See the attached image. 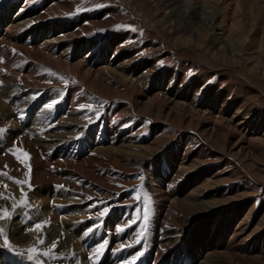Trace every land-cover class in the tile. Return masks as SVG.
Segmentation results:
<instances>
[{"label":"rangeland","instance_id":"rangeland-1","mask_svg":"<svg viewBox=\"0 0 264 264\" xmlns=\"http://www.w3.org/2000/svg\"><path fill=\"white\" fill-rule=\"evenodd\" d=\"M1 1L10 5L13 0ZM20 1L49 11L51 23H72L82 30V40L95 43L94 48L103 49L110 40L121 41L122 48L116 55L131 51L133 63L149 61L148 74L152 76L142 75L149 82L145 87L136 82L137 92L129 83L137 81L139 74H124L122 79L100 76L106 89L95 90L90 85L92 77L87 84L78 75L57 69L47 58L38 57L30 63L24 56L14 63L18 69L33 64L47 83L22 107L28 111V127L39 128L45 135L61 132L68 140L53 145L34 134L41 155H33L23 146L13 148L17 149L16 155L27 152L31 170L39 167L55 179L58 176V180L63 173L75 174L65 170L64 165L71 163L53 156L54 149L78 157L76 164L85 158L94 164H84L89 172L75 176L74 183L81 185L68 196L66 192H51L46 182L37 183L29 167L17 160L22 171L7 173L28 183L17 185L0 176V193L11 197L0 198V207L11 211L12 198L19 201L22 193L27 194L31 206L17 209L21 214L5 221L18 222L25 231L38 222L47 224L42 230L25 232L26 237H33L32 241L16 244L9 238L13 250H0L16 256L18 261L24 259L25 264H34L28 259V249L36 247L42 253L51 248L53 241L57 242L52 250L54 258L41 255L42 264H126L133 257V264H146L144 258L148 264H155L153 257L158 253V262L167 259L169 264H264V55L261 57L248 40L236 54L237 60L230 62L215 59L210 41L199 47L185 44L183 26L175 31L173 20L161 22L158 17L163 0H63L66 6L57 0ZM53 4L60 7L58 13L50 10ZM81 5L86 10L77 12ZM236 15L241 21L239 13ZM3 46L0 55L12 57ZM92 55L89 52L86 59L91 61ZM79 57L84 60L85 56ZM247 58H261L263 66L254 69ZM49 70L67 78L68 85L49 75ZM160 75H168L166 81H160ZM182 91L186 92L184 100L179 99ZM170 95H176L182 105L171 104L168 100L172 97L167 99ZM53 100L58 103L48 109L46 105ZM66 101L72 104L70 109L64 107ZM81 104H91L93 110L80 109ZM2 123L0 149L9 152L5 129L11 128L17 134L18 126L7 128ZM99 147L106 150L99 152ZM110 148L115 150L112 155L108 153ZM10 155L15 156L12 152ZM139 188L150 195L151 205L146 233L137 242L144 224L142 193L136 191ZM57 205L72 216L83 211L74 216L81 219L70 221V231L64 232L66 227L60 230V221L45 218L44 210L57 218L63 215L54 210ZM105 207L109 211L101 217L99 213ZM155 220L162 231H157ZM120 228L124 231H118ZM79 230L85 231L88 239L79 236L80 242L87 240V246L78 253L74 233ZM105 241L104 252L93 255ZM208 244L211 247L204 251ZM194 245L199 249L194 250Z\"/></svg>","mask_w":264,"mask_h":264},{"label":"bare ground","instance_id":"bare-ground-1","mask_svg":"<svg viewBox=\"0 0 264 264\" xmlns=\"http://www.w3.org/2000/svg\"><path fill=\"white\" fill-rule=\"evenodd\" d=\"M57 1L63 3L64 6L67 5V2H64L63 0ZM1 2L0 46L4 45L2 47L3 49H6L5 47H7L6 50H8L9 53H12L13 55L12 57L8 56L7 58L6 56L4 57V55H0V126L3 125L2 121L4 122V125L7 126V128L11 125L18 126L17 134H15L14 131L11 130V128L5 129V143L6 145H8V147L11 146V150L13 148L19 149L23 146V148L25 147L26 149H28V151L33 155H41V151L37 149V140H35L34 137L40 138V136H42V139H44L48 143H53V145L57 143V145H62L63 142L68 141L66 140L65 135L60 134L61 132L45 135L42 132L43 130L41 131V129L39 128L30 126L28 127L26 122L28 111L23 110L22 107L26 105L30 98L33 99L37 96V89L40 88V86L46 85L47 83L43 78L45 76L38 73L36 71V67H34L33 64L31 66H27L26 69H18L17 67H14V63L24 59V56H27L26 60H30V63L33 61L32 59H37L38 57L39 59H41L40 57H42L43 59L47 58L51 63L53 62L55 64L57 69L68 74L78 75V77L84 80L87 84L89 83V80L87 79H89V77L91 79L92 77L93 79L90 85H93L95 90H102V88L106 89L99 81L100 78L98 77L100 76H110L112 79H122V77L124 78V76H122L124 74H139L137 81H135L134 83H129L133 92H137L138 83H142L143 87L148 85L149 81H146L145 78H147V76L149 75V61L133 63V61H130V54L132 53L131 51H129L130 53L122 52L120 54L123 55L119 54L120 57L117 56L116 53L119 52L122 48L121 41L110 40L105 45V48H94L95 43H90L89 41L82 40V30L76 29L75 25H73L72 23H51L49 20L51 19L49 11H44L43 9H39L33 5H27L25 3H22V1L20 0H13L12 2H10V5L3 4V2ZM147 2L150 3V0H147ZM162 3L163 6L161 7V12L159 13L158 17L161 18V22H165L166 20H173L174 27H172V29L175 31L181 28L179 26H183L186 38L181 40L185 44L192 43L193 45H197V47H199L203 42L210 41L214 44L213 56H215V59L217 58L222 61L230 62L237 60L236 54L238 55L241 52L242 45H244L245 40H248V42L252 45V48L256 49V51L260 53L261 57L262 55H264V0H163ZM230 6H232V9ZM49 8L50 10L51 8L54 9L56 12L58 10L60 11V7L54 4ZM230 10L231 13L233 11L232 16L230 14ZM238 13L241 19V21L239 22L238 20H236V14ZM234 15H236V18L234 17ZM230 16L231 22L229 20ZM228 20L229 23H231L230 26H227ZM73 30H76L75 33L72 32ZM98 51H100V55H97ZM89 52L90 54H93L92 56H94L91 61L86 59ZM79 56H85L84 60H81ZM74 60L76 61V63L73 64L72 62ZM263 60L264 59H262V61ZM247 61H249V63L253 65L252 67L254 69L257 66L260 67L264 65V61L261 62V58H247ZM142 75L145 76V78L142 77ZM165 76L160 75L158 79H160V81H164L166 79L164 78ZM169 84L171 83L168 82L167 85ZM156 85L157 84L154 85L155 88ZM168 88L169 86L166 88V90ZM178 88L179 91L180 89H182L180 85H178ZM178 90L176 91V93L179 92ZM182 92V96L179 97V99L185 97L186 92ZM23 96H26V98H22ZM170 98L172 100L168 101H171L170 103L174 106L182 105L176 95L175 97L173 95H170V97L167 99ZM195 103L196 101H194L192 104L195 105ZM39 106L40 105H38V107ZM71 106L72 104H70L68 101L65 102L64 107L70 109ZM115 136H117V133ZM27 141H29V143H27ZM114 143L115 142H113V144ZM7 150L5 152L0 149V172H10V170H12L11 173H13L14 170H16V172H21L22 170H20V166L17 164V159L15 160L16 155L13 158L10 155L12 151L9 149L10 151L8 152ZM98 150L99 152L103 153L106 148L101 149L99 147ZM114 151V149L110 148L108 153L112 155ZM57 152L58 150L54 149L53 156L59 158V160L63 159V162L71 163L64 165L67 166V169L65 170L69 171L70 173H74L75 176L77 174L83 176L87 175L89 170L88 168H86V166L91 167L92 163L94 164L93 160H90L88 158L79 160L76 164L75 162L77 161L74 160L78 157H72L71 155H69V153L60 154ZM44 154L48 155L49 152H45ZM5 165H7V167H5ZM52 167L53 166L49 168L53 169ZM38 168H32L31 174L33 178L39 180L37 183H39L40 181H42V183L46 182L49 190L56 193L57 195L66 192V194L70 196L74 193L71 192L72 189L76 190L81 185L80 183H74V181L76 180L75 176H70L69 174L65 175L63 173L62 175H60V180H58V176L55 179L54 176L46 174L44 173L46 171L42 172ZM49 172H51V170ZM86 182L87 180L85 179L84 183ZM58 185H63V189L57 188ZM150 186H152L153 188V185ZM61 207L62 206L57 205L54 208V210H60L63 212V215L61 217L57 218L54 215H50L48 213V210H44V215L45 218L49 217V221H51L53 218L55 222L60 221L61 224L57 226L60 228V230H63L66 227L64 229V232H67L68 229V231H70V227L72 228V226L70 225V221L76 222L81 219L75 217H78V214L83 213V211L78 212L77 215L76 213H74L73 216L69 213L71 215V217L69 218L70 220L66 221L70 215L67 213V210H62L66 208L62 207V209H60ZM64 215L67 218L63 219ZM159 217L160 214H157L156 219L158 220ZM157 220L154 221V225L158 228L157 231H162L163 228L158 225L159 223L156 222ZM0 228L5 229L9 238L11 239V242L13 243L26 244L28 239L30 241L33 240V237H31V235L27 237L25 236V228L18 222L9 223L5 220L0 221ZM157 231L153 232L154 235L157 233ZM74 235L76 239V242L74 243L75 250H77L78 253L79 251L83 252L82 249L87 246V240H85L84 242H80L79 236H84L85 239H88L86 236V232L83 230H79L76 231ZM1 239L3 238L0 237V249L2 248L1 244L3 242L1 241ZM156 243L157 242L154 239V245H156ZM191 247H193V245H191ZM210 247V244H208L204 251H207V248ZM196 249L199 248L197 245H194V250ZM158 255L156 254L154 255L155 257H153L152 254H150L149 256L155 258V264H169L167 259L158 262ZM144 259L145 263L148 264L147 259ZM0 264H25V262L24 259H20L18 261L16 256H12L10 255V253L8 254L7 252L0 250Z\"/></svg>","mask_w":264,"mask_h":264},{"label":"snow or ice","instance_id":"snow-or-ice-1","mask_svg":"<svg viewBox=\"0 0 264 264\" xmlns=\"http://www.w3.org/2000/svg\"><path fill=\"white\" fill-rule=\"evenodd\" d=\"M103 6L104 5H96V7H103ZM82 10H86V9L82 5L81 6H77V8H76L77 12L82 11ZM132 30L135 31L136 29H132ZM13 51H15V50H13ZM49 75L56 76L62 83H64L65 86L68 85V79L65 78L64 76H59L58 74L53 73L50 70H49ZM57 103H58L57 100H53L50 104H47L46 107L48 109H52ZM101 103H106V102H101ZM79 107H80V109L87 108L90 111L93 110L91 104H89V105L81 104ZM3 131H4L3 129H0V132H3ZM11 151H12L13 155H16V151H17L16 149H12ZM21 157H23V159ZM29 158L30 157H29V154L27 152H23L21 155H16V159L18 161H20V163L24 164L25 167H29L28 164H27V160ZM5 167H7V165H5ZM30 170L31 169L29 167V171ZM0 176L7 177L8 180L13 181L17 185H23L25 183H28L26 180L15 179V178L9 176L7 172H0ZM29 187H31V186L29 185ZM5 188H7V185H5ZM57 188L63 189V185H58ZM136 191L138 193H142V199H143V203H144V215H143L144 224L142 226V230L137 234L138 235L137 242H139V239L143 238V236L146 233L147 227H148L149 212H150V205H151V197L146 191H143L142 188L136 189ZM0 198L8 200L11 197L5 196L3 193H0ZM137 199H141V196L138 195ZM30 206L31 205H30L29 200L27 199V194L26 193H22V197H21V199L19 201H16L14 198H12V204H11V209L12 210L11 211H9L8 208L0 207V221H4V220L11 221L13 219L14 215H20L21 214V213L17 212V209H23L25 207H30ZM108 211H109V209L107 207H105L103 209V211H101L99 213V215L102 217ZM23 215L27 216L26 213H23ZM28 219H30V217H28ZM133 223H135V221H133ZM45 224H47V221H45L43 223H39V222L35 223L33 225V227L26 229V231H32L33 229H35L37 231L42 230L43 227L45 226ZM88 231L91 232L92 229L90 228ZM118 231L123 232L124 229L120 228V229H118ZM0 237L3 238V245H2L3 249H6L8 251H12L13 247H12V245L10 243L9 236H8L7 232L5 231V229H3V228H0ZM39 243L40 244H44V240L43 239H39ZM106 244H107V241H105L104 244L99 245V247H97L95 249V252H94L93 255L102 254L104 252V250H105ZM56 246H57V242L53 241L52 244H51V248H49L46 251H43L42 253L39 252L36 247L30 248V249L27 250L28 251V259L31 260V261H34V264H42V261L40 260V256L43 255V256H46V257L54 258V254H53L52 250L55 249ZM137 255H140V253H138ZM135 259H136V257H133V260L130 261V262H126V264H133Z\"/></svg>","mask_w":264,"mask_h":264}]
</instances>
